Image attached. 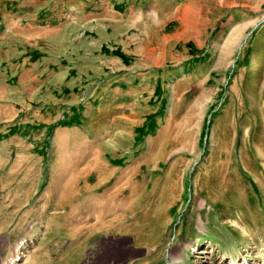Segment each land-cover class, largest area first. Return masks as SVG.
Wrapping results in <instances>:
<instances>
[{
	"label": "rangeland",
	"instance_id": "1",
	"mask_svg": "<svg viewBox=\"0 0 264 264\" xmlns=\"http://www.w3.org/2000/svg\"><path fill=\"white\" fill-rule=\"evenodd\" d=\"M239 254L264 264V0H0V264Z\"/></svg>",
	"mask_w": 264,
	"mask_h": 264
},
{
	"label": "bare ground",
	"instance_id": "2",
	"mask_svg": "<svg viewBox=\"0 0 264 264\" xmlns=\"http://www.w3.org/2000/svg\"><path fill=\"white\" fill-rule=\"evenodd\" d=\"M201 204V203H200ZM32 237V236H31ZM30 237V238H31ZM29 238V240H31ZM211 244V243H210ZM255 248V247H254ZM202 251V250H201ZM18 252V251H17ZM20 252H24L23 250H20ZM209 253V252H208ZM228 254V253H227ZM177 255V254H176ZM221 256V255H220ZM223 256H224V254H223ZM255 256H257V255H255ZM172 257L175 259V258H179L180 259V257L179 256H174V254H172ZM230 257V256H229ZM238 257V260H242L241 262H239V261H237L236 262V260H235V258H232L230 261H231V263H229V264H247L246 263V257H245V255H241V254H239V256H237ZM32 258L33 257H29V258H24L23 260L25 261V262H30L31 260H32ZM199 258V257H198ZM16 258H14L12 261H14ZM33 259H35V258H33ZM38 259V258H37ZM40 260V259H39ZM176 260V259H175ZM248 260V259H247ZM250 260V259H249ZM41 261V260H40ZM39 261V262H40ZM178 262V261H177ZM42 263V262H41ZM251 264H256V263H251Z\"/></svg>",
	"mask_w": 264,
	"mask_h": 264
},
{
	"label": "crops",
	"instance_id": "3",
	"mask_svg": "<svg viewBox=\"0 0 264 264\" xmlns=\"http://www.w3.org/2000/svg\"><path fill=\"white\" fill-rule=\"evenodd\" d=\"M3 116H6V115H3Z\"/></svg>",
	"mask_w": 264,
	"mask_h": 264
}]
</instances>
